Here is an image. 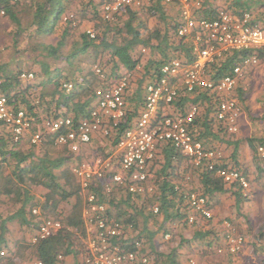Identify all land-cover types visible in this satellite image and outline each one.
<instances>
[{
    "label": "trees",
    "instance_id": "16d2710c",
    "mask_svg": "<svg viewBox=\"0 0 264 264\" xmlns=\"http://www.w3.org/2000/svg\"><path fill=\"white\" fill-rule=\"evenodd\" d=\"M83 1L33 0L32 19L28 26H24L17 10L19 0H0V12L4 11L6 17L17 27L10 32L13 33L15 47L19 44L18 37L25 32H30V35L34 34V36H46L53 32L61 15L76 2L73 6L81 7L80 16L93 22L97 32L95 38H90L85 30L79 32L69 51L65 53L64 38L68 37L69 32L79 28L78 26L73 29L69 24L66 25L62 35L63 39L56 44L51 42L43 44L45 56L53 58L54 61L52 63L36 61L40 65L35 69L36 71H33L35 79L31 82L20 78L23 71L30 70L20 69L10 62H0V94L6 95L14 109L24 108L30 115L37 116L38 123L33 127L36 131L46 118L71 116L77 122L89 115L95 103L96 89L106 85L93 69L94 64H100L106 71L107 77L113 80L123 72L128 71L133 74L134 71L135 73L140 72L139 89L136 90L137 93H134L139 96L138 106H135L133 110L132 108L127 109L128 120L110 136L101 135L100 140L103 142L99 141V146L96 147L101 154L114 155L117 154V143L121 134L130 126L131 121L140 115L144 106L143 82L145 81V84L150 82L160 66L170 59L179 58L190 63L194 61L196 54L193 50L192 37L177 35L180 21L170 22L165 0H153L150 5L138 9L129 8L127 13L121 14L112 22L104 19L101 14L102 0ZM203 4L205 7L203 13L207 17H211L218 8L207 5L205 1ZM239 6L245 8L242 11L248 9V6ZM144 16L147 19L155 17L161 23L156 28L150 29ZM143 31L148 33L145 34ZM138 45L150 51L149 60L142 64V70L136 68V65L142 61L140 55L137 54ZM16 51H19L18 48ZM247 55L249 53L246 51L228 53L210 67L209 76L215 80L224 77L231 73L233 67ZM79 56H88L90 60H93L87 72L82 74L74 71L70 75L60 70V67H55L53 70L56 71L50 77L55 83V89L47 91L45 81L42 82L40 78L43 75H50L51 68L55 66V60L71 62L70 68L66 69L69 71L74 70L73 59ZM259 58H264V51L260 52ZM18 59H14V64H19L16 62ZM73 77L77 81L73 89L70 91L64 89L63 81L72 82ZM240 98L243 99L242 94ZM192 105L200 109L191 124L195 137L201 140L206 147L217 148L207 145V138L211 133H216L215 127L223 131L226 127L215 116L218 97L214 93L203 89L194 92L181 90L179 98L170 105H164L162 112H169L173 116H183ZM55 136L47 135L38 144L27 145V140L16 142L12 137L11 128L6 122L0 120V208H2L0 209V245L7 244L6 237L11 230L8 224L14 220H18L22 226H27L32 234L43 218L51 215L59 218L63 223L60 231L31 245L36 257L44 264H61L60 256L66 258L72 254L79 255L85 251L88 238L83 215L85 196L71 171L73 164L87 156L80 152H73L67 146L56 144ZM251 145L254 150L257 148L252 142ZM237 168L243 170L248 176L245 169L240 166ZM149 170L153 174L151 180L154 185V191L151 194H133L118 187L106 193L101 184L91 189L97 193L99 200L107 205L106 218L121 222L125 234L130 236L127 239L125 236L120 238L121 242L125 243L135 239L142 241L143 251L155 257L153 264H183L180 260V257H184L181 252L187 253L188 251L197 255L226 254L231 258L238 255V253L230 252L226 244L224 229L221 226L222 220L214 221L216 220L214 218L209 221L197 218L193 222L189 221L191 207L181 193L174 189L175 185L172 182L176 176L181 177L187 171L192 170V173L196 174L198 184L197 187L190 189L202 192L209 199L212 194L225 191L227 186L215 170H208L207 166L192 167L188 157L172 142L160 146L158 157L153 161ZM188 182H183L185 187ZM238 191L243 197L241 190L238 189ZM154 206H159V212L153 211ZM34 208H39L41 213L34 214ZM175 220H178L184 227H192L194 235L190 239L182 237L179 247H172L169 252L160 251L157 240L160 235L168 231L167 223ZM233 223L235 224V221ZM152 224H155V229ZM235 225L240 230L239 226ZM131 231L136 234L133 235ZM218 245L223 248L222 253L215 250ZM125 246L126 249L134 248L133 245ZM4 258L0 260V264H5Z\"/></svg>",
    "mask_w": 264,
    "mask_h": 264
},
{
    "label": "built area",
    "instance_id": "2783aa9c",
    "mask_svg": "<svg viewBox=\"0 0 264 264\" xmlns=\"http://www.w3.org/2000/svg\"><path fill=\"white\" fill-rule=\"evenodd\" d=\"M170 1V0H169ZM181 19L177 29L180 37L191 36L194 39L195 59L186 62L172 58L160 66L156 75L146 84L144 106L140 115L131 121L121 134L117 143V154L105 158L85 157L72 165L71 171L86 193L84 219L88 238L85 251L81 252L76 264H151L154 256L143 251L140 240L121 242L120 238H130L125 234L121 222L106 218L107 205L99 200L92 187L102 185L106 193L114 187L122 188L133 194H151L154 185L151 183L153 174L149 167L158 157L160 146L172 142L182 151L192 167L207 166L229 185H236L244 198L249 197L250 180L243 170L228 164L220 148L206 147L193 133L191 124L198 107L192 105L185 115H170L162 112L164 105L177 100L181 90L194 92L198 89L209 90L218 97L215 116L230 133L239 130L241 107L235 97L239 81L247 77V71L260 61L259 55L264 51V29L253 22L250 11L241 15L235 14L227 7H219L210 17L204 15V0H178ZM153 0H102L101 14L104 19L114 21L118 16L127 13L129 8L138 9L150 5ZM1 11V14H4ZM63 21L75 29L79 26L75 12H67ZM90 38L97 32L93 28L86 29ZM232 51H246L249 55L238 62L231 73L215 80L209 76L210 67L223 59ZM93 69L106 85L95 92V103L89 115L77 122L71 116L46 118L38 130L33 127L38 123L37 116L30 115L24 108L18 110L9 103L4 94H0V120L7 123L12 130L16 142L29 139L32 144L41 143L47 135H56L55 143L67 146L73 152H80L87 147L97 133L108 137L117 131L122 123L128 120L126 94L132 82V73L123 72L118 78L107 77L100 64ZM20 78L31 82L35 79L33 71H23ZM72 82H63L62 87L68 91L73 89ZM160 113H162L160 115ZM259 154L264 158V145L258 147ZM191 179L186 177L185 182ZM239 187V188H238ZM174 189L181 193L191 207L189 221L197 218L213 220L215 214L210 207L209 199L202 192L176 184ZM153 211L159 212V206ZM40 214L39 208L33 209ZM224 228L226 244L233 253L244 249L246 238L229 218L221 221ZM63 228L59 218L45 217L33 235L32 242H38L52 236ZM165 239L171 237L164 234ZM125 245H133L126 249ZM218 253L224 250L221 246L215 249ZM6 255L0 250V260ZM62 260V256L59 257ZM189 264H209L199 262L190 257ZM21 264H44L39 258L23 261Z\"/></svg>",
    "mask_w": 264,
    "mask_h": 264
},
{
    "label": "rangeland",
    "instance_id": "374dc122",
    "mask_svg": "<svg viewBox=\"0 0 264 264\" xmlns=\"http://www.w3.org/2000/svg\"><path fill=\"white\" fill-rule=\"evenodd\" d=\"M32 1L33 0H19V4L17 6L18 14L21 18V21L24 26H28L29 22L31 21V10H32ZM171 2L180 4L178 0H170ZM77 3V2H76ZM73 3V4H76ZM70 5L65 12L72 11L77 13L78 19H79V28L76 31L69 32V35L67 38H64V42L66 44V50H64L65 53H67L71 47L72 42L74 43V39L78 37V33L81 31H84V24L85 22H89L86 18H82L80 16V9L81 7H75ZM215 5L219 7H225L227 4H216ZM233 8H235L233 6ZM252 8V7H251ZM180 9V5H179ZM241 10V8H240ZM255 11V9H251ZM128 17V16H127ZM147 20L148 26L150 23L151 29H154L157 27L158 24L161 22H158V19L153 17L151 19H147L146 16L143 17ZM61 21V20H60ZM163 25V24H161ZM63 26L66 28V25L63 24ZM17 27H15L14 23L6 17L5 14L0 13V62L3 63H12L13 66H18L20 69L24 70H30V71H36L35 69L38 68L40 65L39 63H36V61H46L49 63H52L54 61L53 58L46 57L45 52L43 50V44H48L49 42H53L54 39L57 37V40L55 41V44L60 40L63 39L62 33H63V27L58 26L57 29L53 32H51L49 35L46 36H34L30 35V32H25L19 39L18 46H14L13 43V33H10L11 31H14ZM58 32V33H56ZM61 33V34H60ZM143 33L147 34L148 32L143 31ZM52 34V37L50 36ZM16 48H18L19 51H16ZM137 54L140 55V58L142 61H145L143 64L146 63L147 60H149L150 51H143L142 49H137ZM19 58L16 62L19 64H14V59ZM57 61V62H56ZM63 60H55V64H61ZM93 63V60H90V57L88 56H79L76 59H73V64L75 65V71L81 72L83 71V74L87 72L89 64ZM62 66L63 63L61 64ZM142 65V63H141ZM139 74L135 75L134 80L131 82L133 85L130 86V89L136 88L137 83H139ZM137 78V79H136ZM77 81L73 80V83L75 84ZM145 85V81L143 82V86ZM130 92V90H128ZM128 93V92H127ZM235 97L238 99L239 105L241 107V117L239 122H242L244 125V129L246 130L247 139L251 140V142L255 145V150L251 147V154L253 155V158H251V162L249 166L246 167L247 174L250 178V189H249V197L247 199L243 198L242 203L239 205L241 207V210L237 213V219L235 218V224H237L240 228V231L244 233L246 242L244 249L236 255V257L231 258L230 256L226 254H215V253H208L204 255L200 254H192V252L184 253L181 252V255L184 257H180L179 259L183 264H189L188 259L190 256L195 257L199 262L202 263H209V264H264V174H258L257 168L259 166H264V158H262L259 155L258 147L261 145H264V58H260V61L257 65L251 67L247 71V77L243 80L239 81L238 87L235 91ZM242 94L243 99L240 98V95ZM126 106L127 109H129L128 101H127V94H126ZM190 108V107H189ZM198 112H200V109L198 107ZM216 133H222L224 137L229 138L232 140L236 137H241L240 129L236 134L230 133L227 129L225 131L219 130L218 127H215ZM101 135V134H100ZM240 135V136H239ZM245 137V135H243ZM242 141V143L240 142ZM238 141V157L241 155H244L243 145H247V141L242 138H240ZM92 142V141H91ZM30 141H26L27 145H30ZM94 142L91 144L90 148H87L83 150L82 154L84 156L89 157H108L111 155L101 154V151L92 148L94 147ZM242 145V147H241ZM99 146V142L98 145ZM217 148H220L223 153H226L229 151L222 145H217ZM90 149H94L96 151V154H93L90 152ZM253 150V151H252ZM90 152V153H89ZM108 154V153H107ZM93 155V156H92ZM225 155V154H224ZM229 159V157H227ZM245 164V163H244ZM250 167V169H249ZM188 174L191 176V181L186 183V187H197L198 180L196 178V174L192 173L190 171H187ZM182 177H180L181 179ZM152 183V180H151ZM85 196V195H84ZM84 201L86 202V198L84 197ZM248 206V207H247ZM253 208H250V207ZM246 207V208H245ZM2 209V208H0ZM53 218H56L54 216H50ZM240 220V221H239ZM214 221H217L214 219ZM10 227V232L8 236L6 237V245L1 246L0 249H4L6 251V256L4 258L5 264H11L15 262L14 264H21L23 261L36 258V255L34 253L33 248L31 245L33 242L31 239H33V233L31 234L30 231L27 229H22V233L19 232L21 230L18 229V226L16 225L15 221H12L8 224ZM153 228L155 229V224H152ZM14 227V228H13ZM168 227V233H170L171 237L169 239H165L164 235H160V237L157 240V246L160 251L169 252L172 247H179V244L181 243V238L184 237L185 239H190L194 235V229L192 227H184L178 220L172 221L167 223ZM19 230V231H18ZM165 232V233H167ZM133 235L136 233L134 231H131ZM24 235L28 238H25L23 241L24 244H21L20 247L16 251H14V247H9L8 245V239L9 237L11 239H15V237H18V239L22 240L24 238ZM249 239V241H248ZM257 240V241H256ZM248 241V246L253 244L256 247H252L251 251L245 249L246 244ZM248 248V247H247ZM181 250V249H179ZM246 250V251H245ZM185 251V249H183ZM246 252V253H245ZM154 256V255H153ZM155 258V257H154ZM153 258V261H154ZM184 258V259H183ZM12 261V262H11ZM66 260L65 258H62L61 264H65ZM153 264V262H152Z\"/></svg>",
    "mask_w": 264,
    "mask_h": 264
},
{
    "label": "crops",
    "instance_id": "0c3cea01",
    "mask_svg": "<svg viewBox=\"0 0 264 264\" xmlns=\"http://www.w3.org/2000/svg\"><path fill=\"white\" fill-rule=\"evenodd\" d=\"M204 1H205V3L207 5H212V6H216L215 3L216 4H224V3H226L227 4L226 7L229 8L230 10H232L237 15H241L245 11H250L251 14H252V17H253L254 24H256L257 26H260V27H262L264 29V0H204ZM83 2H86V0H84ZM239 5L248 6L247 7L248 9L242 11L245 8L240 7ZM233 6L235 8H233ZM165 7H166V10L168 12L167 14L170 15V22L173 23V21H178V20L180 21V19H181V11H179L178 2L174 3V2H171L169 0H165ZM251 7L253 9H255V11L251 10L252 9ZM240 8H241V10H240ZM179 13H180V17H178ZM63 24H65V23L62 20L59 21V23L57 24L55 30L57 29L58 26H62L63 29L65 30L66 28L63 26ZM89 28L95 29L94 28V24L91 21L85 22V24H84V30L89 29ZM149 28L151 29L150 23H149ZM64 30H63V32H64ZM56 33H58V32H56ZM50 36L52 37V34ZM56 40H57V37L51 43L55 44ZM192 42H193V50H194L195 42H194L193 38H192ZM138 48L142 49L143 51L149 50V49H147V48H145V47H143L141 45H138L137 49ZM144 62L145 61H141L142 64ZM62 63H63L64 66L61 65ZM62 63L61 64H55V66L51 68L52 72L50 73L49 76L43 75V77L40 78L42 82L45 81L47 91H54V89H55V83H53L51 81V79H50V77L56 71L55 69L53 70V68L60 67V70H63L66 74L69 73L70 75H72L73 72L75 71V69L74 70L71 69L69 71H66V69H69L70 68L69 66L72 65L71 62H69L67 60H64ZM141 63H138L136 65V68L138 70H142ZM81 73L83 74V71H81ZM131 73H132V81L134 80L136 74L141 75L140 72H136L135 73V71H134V74H133V72H131ZM71 80L75 81L76 79H75V77H73ZM132 85L133 84L131 83V87H132ZM145 87H146V84L143 87L144 88L143 92L146 95ZM137 89H139L138 83L136 85V88L132 89V91H131V89H129L130 92L128 91V93H127V101H128V105H129L128 107L132 108V110L135 108V106H138V104H139V96L134 95V93H137L136 92ZM243 127H244V125L242 124V122H239V129L241 131L240 134L245 135V137L243 135H241V137H236V138H233L232 140H230L229 138L224 137L222 133H217V134L216 133H214V134L211 133L210 137L207 138V141H208L207 145L216 146V147H217V145H222L227 150L229 149L228 147L232 148L229 151H227L226 153H224L225 154L224 160L228 164H231V165L236 166V167L240 166L241 168L247 170L245 166H249V164L251 162V158H253V155L251 154V147H249V146H251V140L247 139L248 135L246 134V130ZM234 134H236V133H234ZM240 138H242L243 140L245 139L247 141V145L246 146L243 145V150L245 151L244 155H241L240 157H238V155H239L238 154V141H239ZM100 139H101L100 133L95 134L93 136L92 142L88 145V148H90L91 144L94 142L95 144H94V147H92V148L96 149V147L98 145V142L99 141L103 142V140H100ZM240 143H242V141ZM241 147H242V145H241ZM86 148L87 147H85L83 150H85ZM90 152L93 153V154H96V151L94 149H90ZM227 157H229V159H227ZM92 158H95V157L93 156ZM249 169H250V167H249ZM257 173L258 174L259 173L260 174H264V166H259V168H257ZM188 175H190V174H188V172L186 174H183V176H181L182 177L181 179H180L179 176L178 177L176 176L174 179H172V182L174 183V185L182 184L183 182H185L186 177ZM76 181H77V179H76ZM82 193H83V195H85V198H86V193L83 192V191H82ZM239 193L240 192L238 191V189L234 188L232 185L227 184L225 191L214 193L211 196H209L210 207L212 208V210H213V212L215 214L216 220H218V219L223 220L224 218H229V219L232 220V222H234L235 218L237 219V217H236L237 213L241 210V207L239 205L243 201L242 196ZM250 208H253V207L251 206ZM14 221H15L16 225L18 226V229L21 230L19 232L20 234L22 233V229H27V226H22L18 222V220H14ZM221 226H222V224H221ZM10 228H12V227H10ZM222 228H223V226H222ZM34 232H33V234H34ZM25 238H28V235L27 236L24 235V238L22 240L18 239V237H15V239H11L9 237L8 245H9V247H14L13 250L16 251L18 249V247H20L21 244H24L23 241L25 240ZM248 241H249V239H248ZM248 241H247L245 249L251 251V248L254 245L251 244L250 246H248ZM254 247H256V246H254ZM79 256L80 255H74V254H72L70 256H67L65 258V260H66L65 264H76Z\"/></svg>",
    "mask_w": 264,
    "mask_h": 264
},
{
    "label": "clouds",
    "instance_id": "9594fccd",
    "mask_svg": "<svg viewBox=\"0 0 264 264\" xmlns=\"http://www.w3.org/2000/svg\"><path fill=\"white\" fill-rule=\"evenodd\" d=\"M67 12H70V11H67ZM67 12H64L62 15H61V20L63 21V16L65 15V13H67ZM1 13V12H0ZM77 14V13H76ZM78 16V15H77ZM79 20V19H78ZM64 22V21H63ZM65 23V22H64ZM66 25H68L69 23H65ZM63 82H65V81H63ZM67 82H70V81H67ZM73 83V82H72ZM74 84V83H73ZM27 140H29V139H27ZM30 141V140H29ZM32 144V143H31ZM35 232H36V230H35ZM34 232V233H35ZM34 235V234H33ZM31 241H32V239H31ZM1 250V249H0ZM6 256V255H5ZM4 256V257H5Z\"/></svg>",
    "mask_w": 264,
    "mask_h": 264
}]
</instances>
